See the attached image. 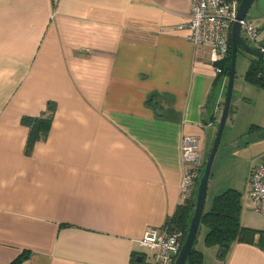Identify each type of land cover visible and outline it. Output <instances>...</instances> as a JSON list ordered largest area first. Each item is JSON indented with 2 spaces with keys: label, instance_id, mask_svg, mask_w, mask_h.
Segmentation results:
<instances>
[{
  "label": "crops",
  "instance_id": "0c3cea01",
  "mask_svg": "<svg viewBox=\"0 0 264 264\" xmlns=\"http://www.w3.org/2000/svg\"><path fill=\"white\" fill-rule=\"evenodd\" d=\"M190 11L191 0H0V264H150L139 241L181 203V138L198 139L203 164L225 93L209 46L186 38ZM246 19L264 48V14L254 5ZM241 55L203 212L237 191L239 224L257 232L221 259L200 224L202 264H264V212L248 196L264 88L244 78ZM48 103L47 137L25 154L20 119Z\"/></svg>",
  "mask_w": 264,
  "mask_h": 264
},
{
  "label": "built area",
  "instance_id": "2783aa9c",
  "mask_svg": "<svg viewBox=\"0 0 264 264\" xmlns=\"http://www.w3.org/2000/svg\"><path fill=\"white\" fill-rule=\"evenodd\" d=\"M239 2L240 0H191L189 20L184 25L188 30L186 38L195 47L209 46V64L216 74L221 72L218 63L226 58L229 50L230 30L236 20ZM240 30L248 43L264 53V48L256 44L257 27L249 20L243 19L240 22ZM180 155L183 174L179 184V197L180 201L184 202L190 197L194 183L202 172L198 139L194 136H182ZM248 186V196L253 209L264 212V156L249 170ZM183 239V232L172 228L171 224L166 222L161 227L147 229L139 245L152 254L150 264H173Z\"/></svg>",
  "mask_w": 264,
  "mask_h": 264
},
{
  "label": "trees",
  "instance_id": "16d2710c",
  "mask_svg": "<svg viewBox=\"0 0 264 264\" xmlns=\"http://www.w3.org/2000/svg\"><path fill=\"white\" fill-rule=\"evenodd\" d=\"M239 53L244 54L242 50L238 49L237 54ZM229 62L230 43L226 58L218 63V66L221 68V72L217 74V76H222L223 79L227 77ZM244 78L250 83L264 88V61L251 57L249 65L245 71ZM53 112V104L48 103L46 110L38 116L21 117L20 123L28 128L24 146L25 154H29L33 145L37 141H43L46 139ZM255 130L256 128H254V126H250L247 136ZM204 164L205 162L201 165V171L203 170ZM239 196L240 193L234 190H227L222 194H219L213 198L210 210L204 211L201 216L200 224H204L208 229L204 236V244L206 246H218V256L221 259L224 258L227 250L233 243L237 241L251 243L253 242V235L257 232L240 226ZM193 205L194 198L191 196L184 202L177 205L175 211L167 220V222L171 224L172 228L181 230L184 237L192 215ZM256 244L264 251V231H258ZM185 264H202V253L195 249L194 245Z\"/></svg>",
  "mask_w": 264,
  "mask_h": 264
},
{
  "label": "water",
  "instance_id": "95a60500",
  "mask_svg": "<svg viewBox=\"0 0 264 264\" xmlns=\"http://www.w3.org/2000/svg\"><path fill=\"white\" fill-rule=\"evenodd\" d=\"M254 4L258 6V8L264 14V0H240L237 9L236 20L233 22L230 30V62H229V70L225 85V93L222 102V109L217 124L216 133L196 188L193 211L187 227V232L184 237L181 248L176 258L174 259L173 264H185L197 236L201 216L204 210L208 178L210 175L215 153L217 151V148L221 140L222 132L225 126L226 118L230 107L233 81L235 78V63H236L237 51L238 49H240L244 54L249 55L255 59L264 61V53L248 45L245 39L241 36V32H240V22L246 17L249 9ZM257 137L259 139H264V129H262L257 134ZM142 260H143V256L141 255H137L135 258L136 264H147V263H143Z\"/></svg>",
  "mask_w": 264,
  "mask_h": 264
},
{
  "label": "rangeland",
  "instance_id": "374dc122",
  "mask_svg": "<svg viewBox=\"0 0 264 264\" xmlns=\"http://www.w3.org/2000/svg\"><path fill=\"white\" fill-rule=\"evenodd\" d=\"M255 5V4H254ZM253 5V6H254ZM251 9V8H250ZM250 9H249V11H250ZM249 11H248V13H249ZM248 13H247V15H246V17L245 18H247V16H248ZM251 22V21H250ZM252 23V22H251ZM253 24V23H252ZM254 25V24H253ZM255 26V25H254ZM256 27V26H255ZM242 35V34H241ZM240 67H241V69H242V72L244 71V69H245V67H246V65H245V58L239 53V54H237V56H236V63H235V75L237 74V73H239L240 72ZM232 92H233V88H232ZM231 97H232V94H231ZM197 181H199V180H197ZM198 183V182H197ZM200 229H201V231H202V226H200V228H199V232H200ZM199 237V236H198ZM198 239V238H197Z\"/></svg>",
  "mask_w": 264,
  "mask_h": 264
},
{
  "label": "flooded vegetation",
  "instance_id": "af4514ba",
  "mask_svg": "<svg viewBox=\"0 0 264 264\" xmlns=\"http://www.w3.org/2000/svg\"><path fill=\"white\" fill-rule=\"evenodd\" d=\"M244 19H246V18H244ZM240 32H241V30H240ZM242 36V35H241ZM243 37V36H242ZM244 38V37H243ZM246 41V40H245ZM247 42V41H246ZM248 43V42H247ZM248 45H250V46H252V47H254V48H256L255 47V45H253V44H250V43H248ZM257 49V48H256Z\"/></svg>",
  "mask_w": 264,
  "mask_h": 264
}]
</instances>
